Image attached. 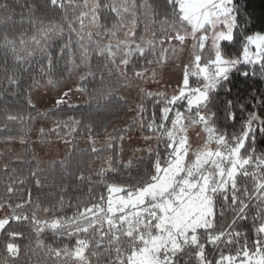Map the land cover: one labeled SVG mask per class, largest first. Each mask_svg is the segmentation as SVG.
Here are the masks:
<instances>
[{"label":"snow or ice","instance_id":"1","mask_svg":"<svg viewBox=\"0 0 264 264\" xmlns=\"http://www.w3.org/2000/svg\"><path fill=\"white\" fill-rule=\"evenodd\" d=\"M25 20L31 33L17 28ZM250 27L240 0H0V131L16 123L20 133L0 139L33 153L17 157L28 175L8 164L0 170V264L21 256L23 233L12 222L35 235L24 246L35 264H264V31ZM169 62L180 73L163 81L171 92L149 90ZM22 91L26 113L7 100ZM74 95L86 97L82 105ZM65 111L72 115H55ZM121 113L133 115L108 132ZM37 120L53 125L37 129L38 144L54 134L70 146L47 170L26 139ZM98 128L106 133L99 146ZM97 161L96 179L77 176L88 201L56 215L68 206L70 168ZM29 180L38 190L59 188L43 207L51 215H37L42 200L31 189L24 198ZM46 231L75 243L47 244Z\"/></svg>","mask_w":264,"mask_h":264},{"label":"trees","instance_id":"2","mask_svg":"<svg viewBox=\"0 0 264 264\" xmlns=\"http://www.w3.org/2000/svg\"><path fill=\"white\" fill-rule=\"evenodd\" d=\"M240 2L245 6L246 12L250 15L251 17V27H250V31H264V0H240ZM25 3V0H19V4H23ZM18 8V5H17ZM54 15H56L57 18H59V13H55ZM18 20V18H17ZM17 28L19 30H27L29 33H31L32 31V26L27 22V20H25V22L20 25L19 23H17ZM142 31V26L140 29H138V32ZM63 41L61 39H57L54 43V48L58 47L60 43H62ZM97 62L96 58H93V63L95 64ZM61 63H63V61H61ZM170 63V62H169ZM168 63V64H169ZM157 70H159V68H157ZM161 70V69H160ZM163 71V70H162ZM76 81H73V83H75ZM139 82V81H136ZM134 82V83H136ZM149 90L151 91H156L155 89H151L149 86H147ZM122 92L124 91L123 89L121 90ZM132 92V95H135V90H129ZM127 94V93H125ZM80 99L76 101V104L78 105H82L83 101L86 99V97L79 95ZM7 100L11 101L10 104V108L16 110V111H20V112H27L30 109H28L25 101H24V93L23 91L21 92L20 95L16 96V97H12V96H8ZM152 100H148L147 101V108L149 109V116L151 115V110H152ZM3 104L4 102L2 100H0V129L4 128L5 123H7L5 121V119L3 118V114H2V108H3ZM33 115H35V112H33ZM55 115L60 116V118L62 119H66L68 115H72V113L70 111H65L63 114L60 113H56ZM133 115V113H121L119 117L115 118L112 120L111 123L108 124L107 126V131L108 132H112L114 128H119V127H123L125 126L128 121L129 118ZM48 122L50 124V126L52 125V121L51 120H37L36 123L33 125V131L30 134V136L26 137L27 140H29V143L32 144L33 148L36 145L34 143L33 136L36 134L37 135V129L42 126V124L44 122ZM8 127L11 129V131H0V138L2 137H6L9 135L12 136H19V124L16 123H12L9 124ZM196 129H190L189 130V136L190 133L192 131H195ZM99 135L97 136V141H98V146L100 144H103L106 140V133L103 130H100L99 128L97 129ZM49 139H57V137L53 134ZM37 141V140H36ZM18 142V139L16 141L13 142H5L3 139H0V170H2L4 168L5 164H8L9 167H15L19 170L20 175L22 176H26L28 175V169L30 167V165L25 164V163H20L17 161V157L20 158L21 161H29L32 160L33 157V153L28 152L27 148L28 145H15V143ZM61 142V141H60ZM35 144V145H34ZM152 144L155 145L156 147V142L153 141ZM38 148H43L46 145H48V143L40 145L38 144ZM14 146V147H13ZM66 150H69L70 146H66L63 145ZM78 146L80 148H86L88 147L87 144V140L86 137L84 139H81L78 141ZM262 147H264V145H262ZM161 150L163 149V145H160ZM38 150V149H37ZM54 151V150H52ZM52 151H49L47 154H41L42 156L46 157H40L38 156V153L35 152V155L41 160V167H43L45 170L48 169V163L51 160H59V159H63L66 152L63 154H53ZM58 151V150H56ZM58 153V152H57ZM145 157H147V153L143 154ZM33 166H34V162H33ZM99 167V161L93 163L92 168L89 169L87 167H84L82 169H78L75 167L70 168V172L72 173V175L68 176L63 183H66L68 185L67 187V192L64 194L65 196V200L68 203V206H66L62 211H58L56 213V215H64V216H70L75 210H76V205L78 203V198L80 202H87L88 201V197L86 195L87 193V188H88V184H84L83 186L77 187L79 181L77 180V176L83 172L85 175L88 174H92L93 175V179H96L94 172L95 170ZM0 175H2V173H0ZM60 177V173L57 172V183L60 184L61 181L59 179ZM43 179V178H42ZM49 180L52 179L51 176L48 177ZM25 188V196L24 198L27 199L28 198V192L27 189H31V193H32V197L35 198L36 196H40L41 200H42V204H41V208L37 211V215L41 218L47 217L49 215H51L50 213H44L43 212V207L47 206L50 202L53 201V195H50L49 193H54L55 194V198H59L60 196V192H59V188L58 187H45L43 189L38 190L34 184L33 181L29 180L27 185L24 186ZM100 191H103L104 189L101 187L99 189ZM4 193V187L3 185H0V195H2ZM13 203L17 202V197H12ZM0 215H3V212L0 211ZM12 227L15 228L16 230L20 231L23 233V237H19L17 238V242L20 244L21 246V256L18 260L13 261L12 264H35V261L38 259V257H33L31 256V254H25L24 251V246L26 244H28L30 241L32 242L33 246H34V242H35V235L32 233L31 228L27 226L26 223H15L12 222ZM240 227H242L243 229H246L249 231V235L251 236V225L250 223H242V225H240ZM42 238L45 240V243L47 244H52L53 246H57L62 245L64 243H68L69 245L74 244L75 243V238L68 240L66 237H54L52 235V233L50 231H46ZM4 243H5V238L0 235V257H3L4 255H6L5 251H4Z\"/></svg>","mask_w":264,"mask_h":264},{"label":"rangeland","instance_id":"3","mask_svg":"<svg viewBox=\"0 0 264 264\" xmlns=\"http://www.w3.org/2000/svg\"><path fill=\"white\" fill-rule=\"evenodd\" d=\"M173 68H174V64L172 62H170L169 64L166 65V67L163 69V71H161L160 69L157 70L158 73H161L162 75V82H161V85H155V84H148L147 86H149L151 89H155V90H167L168 92H171V89L170 88H167L164 84H163V81H168L169 83H174L177 79H179V76H180V73L176 72V71H173ZM136 83H139V82H136ZM77 99L79 100L80 97L79 95H74L73 98H72V102L76 103ZM38 107L41 108V110H44V106L42 105H38ZM42 126H44L45 128H49V127H52L50 126V124L46 121L42 124ZM190 141H195V140H198L199 138L196 136V130L195 131H192L190 133ZM34 141V149H35V152L38 153V156L40 157H43V158H46L44 156H42L41 154H47L49 151H52L53 154H63L65 153L67 150L66 148L63 146L64 143L61 141H58V139H50L51 143H48V145H46L45 147L43 148H38V145H37V135L35 134L33 136V139ZM16 145H19L21 146V144L19 142H16L14 146ZM13 146V147H14ZM153 147H155L154 144H152ZM194 147L196 146L195 144L193 145ZM38 149V150H37ZM58 150V151H56ZM58 152V153H57Z\"/></svg>","mask_w":264,"mask_h":264}]
</instances>
